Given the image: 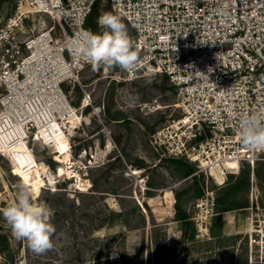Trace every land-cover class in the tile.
Listing matches in <instances>:
<instances>
[{"label": "rangeland", "instance_id": "obj_1", "mask_svg": "<svg viewBox=\"0 0 264 264\" xmlns=\"http://www.w3.org/2000/svg\"><path fill=\"white\" fill-rule=\"evenodd\" d=\"M14 10V0L0 1V21ZM108 12L115 14L100 0L90 15L95 33L101 31L98 18ZM48 23L29 15L19 31ZM64 90L75 107L83 91H90L92 106L101 111L96 117L88 107L80 129H69L70 173H59L62 164L54 160L51 146L35 148L38 161L27 147L17 150L12 164L42 161L67 176L55 187L43 184L33 199L54 211L52 250L33 253L0 216L12 264H264V152L217 185L186 158L161 156L149 146V135L179 115L175 91L164 75L139 70L128 78L119 68L89 67ZM154 101L157 110H151ZM9 170L0 162V207L11 203L23 185ZM205 189L212 190L215 205L202 224L195 220V201ZM0 264H10L1 237Z\"/></svg>", "mask_w": 264, "mask_h": 264}, {"label": "built area", "instance_id": "obj_2", "mask_svg": "<svg viewBox=\"0 0 264 264\" xmlns=\"http://www.w3.org/2000/svg\"><path fill=\"white\" fill-rule=\"evenodd\" d=\"M99 1L14 0L13 15L0 21V162L9 169L20 146L34 156L36 147L51 146L55 154L61 136L71 156L72 121V130L80 129L88 107L99 117L90 91H83L75 107L64 90L91 67L73 58L66 45L82 30L92 31L86 22ZM104 1L129 25L139 54L135 70L125 75L139 70L164 75L175 91L179 115L149 135L151 149L195 159L197 170L217 185L242 162L252 164L255 154L241 146L233 114H264V0ZM29 15L45 17L58 37L45 25L20 32ZM154 102L151 110L160 107ZM92 159L90 154L88 162ZM47 167L54 187L67 176ZM214 205L212 190L205 189L195 201V220L205 223Z\"/></svg>", "mask_w": 264, "mask_h": 264}, {"label": "clouds", "instance_id": "obj_3", "mask_svg": "<svg viewBox=\"0 0 264 264\" xmlns=\"http://www.w3.org/2000/svg\"><path fill=\"white\" fill-rule=\"evenodd\" d=\"M97 24L100 32L82 30L69 39L66 47L72 57L90 65L93 71L113 68L134 71L139 54L122 18L108 12L98 18ZM233 115L238 120L241 146L253 154L264 152V114ZM0 216L14 238L25 242L33 253L42 254L53 249L52 237L56 228L51 220L54 211L47 203L34 202L32 192L26 186L20 187L11 203L0 207Z\"/></svg>", "mask_w": 264, "mask_h": 264}, {"label": "bare ground", "instance_id": "obj_4", "mask_svg": "<svg viewBox=\"0 0 264 264\" xmlns=\"http://www.w3.org/2000/svg\"><path fill=\"white\" fill-rule=\"evenodd\" d=\"M44 25L47 27L49 33H51L53 37H58V32L56 31L53 25ZM74 117H76V119L80 118V116H78L77 114L74 115ZM73 123L74 121H72V123L70 124L69 129L74 126ZM110 145L111 142L108 141L107 148H110ZM67 147L68 142L65 136H61L56 139L54 143V149H56L54 154V160L62 164V167H60L59 169V173H70L71 171H73L74 163L71 162L70 153ZM22 148L23 146H20L18 150H21ZM108 150L109 149H107L106 151ZM57 152H59V154H57ZM190 162L194 165L198 163L193 158L190 159ZM9 171L12 175L16 176L24 186L28 187V189L32 192L34 200L35 197L38 195V192L40 191V187L43 184H53L55 181L54 176L48 171L47 165L42 161H30L28 165L22 162H17L12 165V169H10ZM133 173H135V171H133Z\"/></svg>", "mask_w": 264, "mask_h": 264}, {"label": "trees", "instance_id": "obj_5", "mask_svg": "<svg viewBox=\"0 0 264 264\" xmlns=\"http://www.w3.org/2000/svg\"><path fill=\"white\" fill-rule=\"evenodd\" d=\"M0 1H5V0H0ZM96 5H97V4H96ZM96 5H95V6H96ZM95 6L93 7L91 13L94 11ZM91 13H90L89 16H88V19H87L86 25H87L88 28H90V29L95 33V31L93 30L94 27H95V23H93V22L91 21V19H90V15H91ZM0 237L2 238V240H3L4 244H5L6 250H7V249H8V246H9V243L7 242L5 236H4L2 233H0Z\"/></svg>", "mask_w": 264, "mask_h": 264}, {"label": "water", "instance_id": "obj_6", "mask_svg": "<svg viewBox=\"0 0 264 264\" xmlns=\"http://www.w3.org/2000/svg\"><path fill=\"white\" fill-rule=\"evenodd\" d=\"M8 259H9L10 264H12V254L10 252V248H8Z\"/></svg>", "mask_w": 264, "mask_h": 264}]
</instances>
